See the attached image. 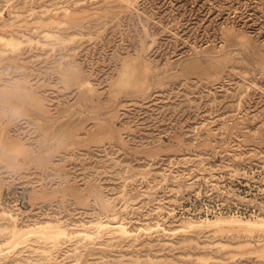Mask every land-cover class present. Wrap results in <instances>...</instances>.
Wrapping results in <instances>:
<instances>
[{
    "label": "rangeland",
    "instance_id": "1",
    "mask_svg": "<svg viewBox=\"0 0 264 264\" xmlns=\"http://www.w3.org/2000/svg\"><path fill=\"white\" fill-rule=\"evenodd\" d=\"M0 264H264V0H0Z\"/></svg>",
    "mask_w": 264,
    "mask_h": 264
},
{
    "label": "bare ground",
    "instance_id": "2",
    "mask_svg": "<svg viewBox=\"0 0 264 264\" xmlns=\"http://www.w3.org/2000/svg\"><path fill=\"white\" fill-rule=\"evenodd\" d=\"M247 223H253L252 220H245Z\"/></svg>",
    "mask_w": 264,
    "mask_h": 264
}]
</instances>
